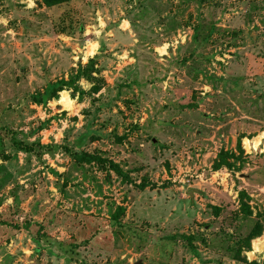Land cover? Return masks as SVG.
I'll list each match as a JSON object with an SVG mask.
<instances>
[{
  "label": "rangeland",
  "instance_id": "1",
  "mask_svg": "<svg viewBox=\"0 0 264 264\" xmlns=\"http://www.w3.org/2000/svg\"><path fill=\"white\" fill-rule=\"evenodd\" d=\"M0 222V264H264V0H0Z\"/></svg>",
  "mask_w": 264,
  "mask_h": 264
},
{
  "label": "trees",
  "instance_id": "2",
  "mask_svg": "<svg viewBox=\"0 0 264 264\" xmlns=\"http://www.w3.org/2000/svg\"><path fill=\"white\" fill-rule=\"evenodd\" d=\"M71 0H37V2H39V4H41L42 6H44L45 8H51V7H55L58 5H62L65 4L67 2H69ZM93 63V59L90 60L88 62V65ZM84 71V70H83ZM82 71V72H83ZM84 75H80L78 78H82L84 76L86 81H94V78L91 77L90 74H85V71L83 72ZM75 78H73L72 80H70V87L73 86L72 84L74 83ZM92 84V83H91ZM65 86H68L67 83L62 82L61 85L55 89L56 92H61L63 90V88ZM77 89L72 90V93L74 91H76ZM100 88L99 86H95L94 84H92V87L90 89V94H97L99 92ZM71 99H74L73 95L71 96ZM11 139L13 140L16 148L22 152L25 153H32L33 151L37 150H41V151H47L50 152L52 149L56 148V146H52V145H47V146H42L39 145L38 142L36 143H31V144H23L20 141H16L13 137V133H11ZM84 136L80 137L78 140L79 145H81L84 142ZM69 153V156L73 159L76 160L79 163L82 164H87V165H91V164H96L98 166H107L108 170H110L111 172H113L118 178L121 179L122 182L124 183H128L129 182V177L126 173H124L116 164L111 163L109 161H106L105 159H102L96 155H88L85 153H72L70 151H67ZM40 155V154H39ZM232 154L229 152H224V151H220L219 154L217 155V158L215 160V162L213 163V170L214 171H218L222 168H226V169H232V163H230L228 160H232ZM238 198H239V214L243 217H251L252 216V210L249 207V205L246 203L245 199L247 198V196L245 195L244 192H240L238 193ZM121 209L118 208L116 211V215H114L113 217V223H117V217L120 214ZM259 216V215H258ZM0 226H5L4 222H0ZM31 223L25 221L23 223L22 226H18V225H14V228L16 229H23L24 231H28L29 228L31 227ZM40 231V228L38 229L37 233ZM263 232V225L260 222H256L254 224V226L252 227L251 231L248 233V235L246 236L245 240H246V252L250 251V242L253 239H256L258 237L261 236ZM240 252L236 251L235 255H234V260L236 261H240ZM242 260H245L242 258ZM245 262V261H242ZM246 263V262H245Z\"/></svg>",
  "mask_w": 264,
  "mask_h": 264
},
{
  "label": "bare ground",
  "instance_id": "3",
  "mask_svg": "<svg viewBox=\"0 0 264 264\" xmlns=\"http://www.w3.org/2000/svg\"><path fill=\"white\" fill-rule=\"evenodd\" d=\"M88 45H89V44H88ZM93 49H94V46H92V47L90 48L91 51H92ZM63 100H64L63 102H67V99H66L65 96L63 97ZM257 145H258V143H256V146H257Z\"/></svg>",
  "mask_w": 264,
  "mask_h": 264
},
{
  "label": "built area",
  "instance_id": "4",
  "mask_svg": "<svg viewBox=\"0 0 264 264\" xmlns=\"http://www.w3.org/2000/svg\"><path fill=\"white\" fill-rule=\"evenodd\" d=\"M249 146V145H248ZM252 147H253V145H252ZM253 149H254V147H253Z\"/></svg>",
  "mask_w": 264,
  "mask_h": 264
}]
</instances>
